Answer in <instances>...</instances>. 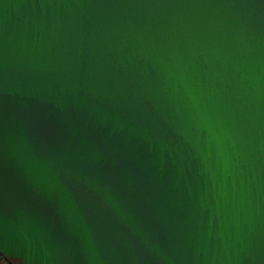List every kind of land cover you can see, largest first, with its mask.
I'll return each instance as SVG.
<instances>
[{"label": "water", "instance_id": "1", "mask_svg": "<svg viewBox=\"0 0 264 264\" xmlns=\"http://www.w3.org/2000/svg\"><path fill=\"white\" fill-rule=\"evenodd\" d=\"M8 264H264V0H0Z\"/></svg>", "mask_w": 264, "mask_h": 264}, {"label": "trees", "instance_id": "2", "mask_svg": "<svg viewBox=\"0 0 264 264\" xmlns=\"http://www.w3.org/2000/svg\"><path fill=\"white\" fill-rule=\"evenodd\" d=\"M0 264H8L5 259L0 256Z\"/></svg>", "mask_w": 264, "mask_h": 264}]
</instances>
